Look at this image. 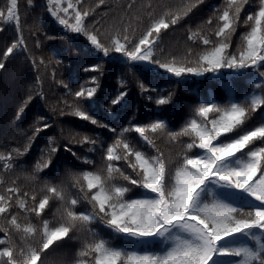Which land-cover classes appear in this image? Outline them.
Returning <instances> with one entry per match:
<instances>
[{
    "label": "snow or ice",
    "instance_id": "obj_1",
    "mask_svg": "<svg viewBox=\"0 0 264 264\" xmlns=\"http://www.w3.org/2000/svg\"><path fill=\"white\" fill-rule=\"evenodd\" d=\"M203 4L46 0L45 11L66 38L83 37L99 61H115L121 72L122 87L101 97L95 73L102 74V62L83 69L90 79L77 90L55 80L53 68L52 79L71 98L55 106L48 105L40 75L52 60L28 49L18 0L0 8V24L14 23L17 33L0 53V70L19 51L37 73L13 111V125L39 100L53 116L95 126L73 137L81 151L50 136L29 164L36 138L54 126L53 117L38 113L23 143L0 151V264H46L48 250L71 242L77 247L67 264H264V0H223L186 28L181 51L165 47L168 30L184 27ZM152 75L170 87H149ZM238 80L247 87L237 89ZM132 81L157 106L170 104L171 86L193 98L178 119L158 107L144 122L122 115ZM201 81L222 94L192 87ZM98 103L106 106L103 119L91 111ZM258 111L261 119L252 124ZM61 151L72 158L62 170Z\"/></svg>",
    "mask_w": 264,
    "mask_h": 264
},
{
    "label": "trees",
    "instance_id": "obj_2",
    "mask_svg": "<svg viewBox=\"0 0 264 264\" xmlns=\"http://www.w3.org/2000/svg\"><path fill=\"white\" fill-rule=\"evenodd\" d=\"M92 3V0H88ZM117 3L118 0H111ZM178 3L179 0H171ZM223 0H204V4L190 15L184 27H176L168 30L167 35L163 37L164 46L171 48L177 52L181 51L186 41V28L191 26L195 28L209 15L213 9L219 7ZM46 0H33V6L28 5V0H18L20 14V30L27 44L28 49L35 53L36 56H43L46 62L51 59L52 64L49 65L48 71L41 70L40 75L43 81V90L47 98L48 105L55 106L61 103L62 99H71L65 96L66 90L55 83L51 77V71L55 68V80H64L69 83L73 90H77L79 85L90 79V74L84 72V68L90 67L93 63L102 62L103 72L95 73L100 77V84L103 91L100 93L103 97L106 93L113 92L122 87L120 84V65L115 61H99L98 55L90 49L83 37H75L68 33L67 38L62 28L55 23L53 18L45 11ZM7 0H0V8L6 7ZM42 18V19H41ZM0 53L16 38V29L13 24H0ZM47 36H55L56 39L49 40ZM39 39L42 46L37 49L36 41ZM57 60L62 63L56 64ZM36 71L31 68L28 60V54L17 51L9 58L7 63V71L0 70V151L4 147L15 146L24 141L25 132L30 130V125L35 121L38 113H45L49 117H53L51 122L54 123L53 128L41 132L36 138L32 146L30 154L26 157L27 162L33 163L40 156V149L45 148L47 139L55 136L62 145L72 147L74 151H81L79 145L72 143L73 137L77 133L87 132L92 134L95 126L88 121L80 120L71 115L60 116L58 113L53 116L50 107L46 106L44 101H34L32 105L25 111L21 120L15 125L12 123V114L17 104L25 95L26 86L30 85L36 75ZM149 87H159L168 89L170 85L162 77L155 75L148 78ZM91 86V85H89ZM237 89L247 87L244 81L238 80L234 82ZM173 90L172 101L167 106H157L154 101H148L140 94V90L136 86L135 81L127 84L128 103L122 109V115L134 113L136 118L147 122L155 116V110L160 108L166 109V115L179 118L187 112V105L192 100V94L183 86H171ZM203 93L211 89L215 94H222L223 90L215 83L201 81L199 85H193ZM155 96V94H153ZM97 118L103 119L106 114V106L98 103L91 110ZM261 119L259 111L254 114L252 124H256ZM15 130V136L10 137L9 132ZM96 131H101L96 129ZM86 151V149H83ZM72 159L70 153L61 151L60 166L63 169L65 163ZM99 163V156H96ZM55 208H53V212ZM2 235V234H0ZM77 247L76 242H71L60 247L53 246L48 250L44 257L46 264H67L71 260L74 250Z\"/></svg>",
    "mask_w": 264,
    "mask_h": 264
}]
</instances>
